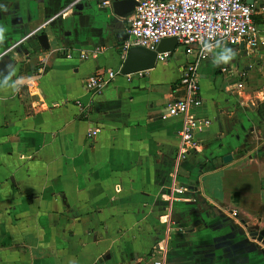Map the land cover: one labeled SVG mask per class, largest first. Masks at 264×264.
Listing matches in <instances>:
<instances>
[{
    "label": "crops",
    "instance_id": "0c3cea01",
    "mask_svg": "<svg viewBox=\"0 0 264 264\" xmlns=\"http://www.w3.org/2000/svg\"><path fill=\"white\" fill-rule=\"evenodd\" d=\"M70 1L0 0V264H264L249 235L264 229V44H216L198 63L194 113L209 123L175 166L180 117L161 115L191 56L176 44L90 96L88 75L119 68L131 14ZM248 4L264 30V0Z\"/></svg>",
    "mask_w": 264,
    "mask_h": 264
},
{
    "label": "built area",
    "instance_id": "2783aa9c",
    "mask_svg": "<svg viewBox=\"0 0 264 264\" xmlns=\"http://www.w3.org/2000/svg\"><path fill=\"white\" fill-rule=\"evenodd\" d=\"M90 0H71L70 4ZM126 28L128 41L122 43V50L130 45L142 46L154 50L162 38L174 37L186 56H191L178 66V86L183 94L169 102L161 117H180L177 130L178 145L173 155L175 166L188 154L197 150L199 144L195 133L209 123L195 115L194 110L200 104L198 96L197 65L205 59L216 44L235 45L247 41L250 45L264 44V30L260 31L252 21L253 9L245 0H135ZM101 1L100 4H106ZM98 49L78 51L73 55L65 48H56V52L67 59L84 60L96 55ZM170 52H156L154 60L163 62ZM224 66L220 72H227ZM119 74L118 69L95 70L83 81V89L90 96L98 94ZM241 82L235 88L240 89ZM98 129L86 131L90 140ZM173 187V184H172ZM176 194L182 188L174 187ZM158 248V245H157ZM163 249V247H159ZM151 264H166L163 257L153 259Z\"/></svg>",
    "mask_w": 264,
    "mask_h": 264
},
{
    "label": "water",
    "instance_id": "95a60500",
    "mask_svg": "<svg viewBox=\"0 0 264 264\" xmlns=\"http://www.w3.org/2000/svg\"><path fill=\"white\" fill-rule=\"evenodd\" d=\"M251 1L245 0L246 3H251ZM135 3V0H111L109 6L113 14L124 18L132 13ZM125 37H127L126 34ZM33 38L37 41L41 49L45 50L48 48V42L44 32L33 35ZM175 45L176 41L174 37L160 39L154 47V50H149L138 45H130L125 50V55L118 68V73L124 75L149 69L154 63L156 52H171ZM229 158L230 156L226 155L222 157V160L225 161ZM249 235L257 241H264V229L253 230Z\"/></svg>",
    "mask_w": 264,
    "mask_h": 264
},
{
    "label": "clouds",
    "instance_id": "9594fccd",
    "mask_svg": "<svg viewBox=\"0 0 264 264\" xmlns=\"http://www.w3.org/2000/svg\"><path fill=\"white\" fill-rule=\"evenodd\" d=\"M4 39H5V28L0 27V42H3ZM225 51L231 53V55H222V59L224 63H228L235 56V53L230 48H226ZM18 82L22 83V80Z\"/></svg>",
    "mask_w": 264,
    "mask_h": 264
}]
</instances>
